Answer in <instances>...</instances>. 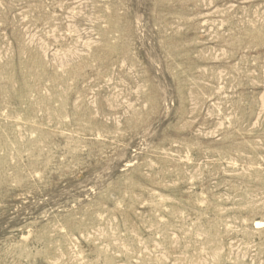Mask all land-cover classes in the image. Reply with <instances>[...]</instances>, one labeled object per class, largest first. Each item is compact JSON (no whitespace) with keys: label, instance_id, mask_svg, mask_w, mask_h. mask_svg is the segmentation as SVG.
<instances>
[{"label":"rangeland","instance_id":"374dc122","mask_svg":"<svg viewBox=\"0 0 264 264\" xmlns=\"http://www.w3.org/2000/svg\"><path fill=\"white\" fill-rule=\"evenodd\" d=\"M0 264H264V0H0Z\"/></svg>","mask_w":264,"mask_h":264}]
</instances>
